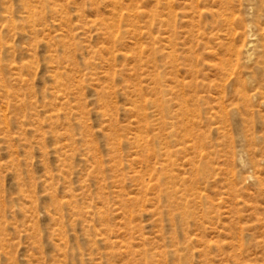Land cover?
Masks as SVG:
<instances>
[{"label":"rangeland","instance_id":"1","mask_svg":"<svg viewBox=\"0 0 264 264\" xmlns=\"http://www.w3.org/2000/svg\"><path fill=\"white\" fill-rule=\"evenodd\" d=\"M0 264H264V0H0Z\"/></svg>","mask_w":264,"mask_h":264},{"label":"bare ground","instance_id":"2","mask_svg":"<svg viewBox=\"0 0 264 264\" xmlns=\"http://www.w3.org/2000/svg\"><path fill=\"white\" fill-rule=\"evenodd\" d=\"M252 43V42H251Z\"/></svg>","mask_w":264,"mask_h":264}]
</instances>
